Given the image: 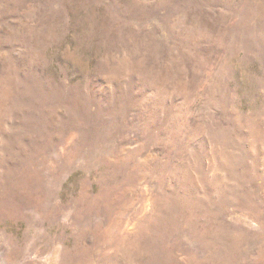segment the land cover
<instances>
[{
    "label": "rangeland",
    "instance_id": "obj_1",
    "mask_svg": "<svg viewBox=\"0 0 264 264\" xmlns=\"http://www.w3.org/2000/svg\"><path fill=\"white\" fill-rule=\"evenodd\" d=\"M0 264H264V0H0Z\"/></svg>",
    "mask_w": 264,
    "mask_h": 264
}]
</instances>
